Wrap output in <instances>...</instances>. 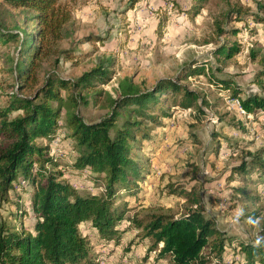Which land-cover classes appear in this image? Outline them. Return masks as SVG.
I'll return each instance as SVG.
<instances>
[{
  "label": "rangeland",
  "instance_id": "374dc122",
  "mask_svg": "<svg viewBox=\"0 0 264 264\" xmlns=\"http://www.w3.org/2000/svg\"><path fill=\"white\" fill-rule=\"evenodd\" d=\"M64 2L73 23L68 38L59 45L72 49L74 56L60 58L56 67L63 77L76 78L112 57L111 78L100 86L112 97L117 96L127 79L141 90L152 89L160 79H173L198 95L196 102L184 107L182 96L167 90L153 108L154 119L141 118V130L135 132L131 142L141 167L129 182L130 190L119 194L116 200L117 207L124 211L123 218L115 223L116 233L106 241L90 221L78 226L89 243L95 264H171L170 256L156 258L157 250H150V237L144 236L143 228L132 219L137 217L144 225L153 214L178 217L189 208L201 207L226 235L255 242L264 220V179H258L255 172L232 174V169L246 159L248 151L264 146V111L241 113L236 103V99L241 101L250 93L264 96V78L254 81L264 52V25L255 15L264 16V0H199L201 7L195 16L180 12L176 4L187 9L196 0ZM11 12L13 17L4 20L6 28H26L25 17L32 12ZM159 20L162 26L156 31ZM233 28L238 29L236 35L230 32ZM235 41L241 47L233 57L214 53L220 45ZM16 47L14 42L0 44V106L12 92L18 91L12 70ZM188 65L203 69L182 78ZM219 79L229 80V88H224ZM235 89L241 91L237 96ZM105 98L102 95L100 99L103 102ZM108 111L107 106L92 101L80 106L87 121H97ZM58 123L54 138L48 142L60 164L58 170L67 175L80 193L100 195L104 189L101 180L90 177L89 171L72 167L73 141L65 136L63 121ZM38 141L47 143V139ZM170 184L178 190L185 188L197 193L199 204L191 201L192 197L169 193ZM22 185L23 191L17 189L20 198L14 195L12 200L25 206L32 186L23 182ZM235 186L249 189V198L236 196L232 191ZM16 211L13 204H0L1 216L20 231V222L29 225L33 215L29 210L14 218L10 213ZM242 214L247 216L241 218ZM204 255V264L242 261V253L233 243L225 246L222 260L214 250L204 249Z\"/></svg>",
  "mask_w": 264,
  "mask_h": 264
},
{
  "label": "trees",
  "instance_id": "16d2710c",
  "mask_svg": "<svg viewBox=\"0 0 264 264\" xmlns=\"http://www.w3.org/2000/svg\"><path fill=\"white\" fill-rule=\"evenodd\" d=\"M64 1L0 0V44L17 43L12 70L18 88L0 106V204H13L17 211L10 214H14V218L29 210L33 215L32 223L26 226L21 221L20 231H17L0 214V264H95L89 243L78 226L90 221L100 238L106 241L116 233L115 223L124 214L116 200L119 194L130 190L129 182L141 167L131 144L135 132L141 130V118L154 119L153 108L167 90L181 95L184 107H190L198 100L194 91L173 79H160L152 89L145 90L127 79L120 85L117 96L112 97L100 89L111 78L112 57L105 58L76 78L63 77L56 67L60 58L74 56L72 49L59 45L68 38L69 26L73 23L71 11ZM198 2L196 0L187 9L177 4L176 8L195 16L201 7ZM15 9L32 14L25 17L26 28L17 27L12 31L6 28L4 20L11 19V10ZM255 18L264 25V16L257 14ZM161 26L159 20L156 31H160ZM230 32L236 35L238 29H230ZM240 47L235 41L220 45L214 53L231 58ZM259 63L255 82L264 78V52ZM202 69H192L188 65L182 78ZM218 82L229 88V80L219 79ZM240 92L235 89L234 95ZM102 95L106 96L103 102ZM90 101L107 106L109 111L97 121L85 120L80 106ZM240 104L246 113L258 109L264 111V96L250 93ZM60 120L66 127L65 136L73 141L75 160L72 167L89 171L90 177L94 175L95 179H100L104 187L100 195L80 193L67 175L58 170L60 164L48 142L54 138ZM38 139H47V143H40ZM246 154V159L244 157L233 167L232 174L255 172L258 179H264V146ZM22 182L32 186L25 206L12 200L14 195L18 197V188L24 190ZM168 188L169 193L200 202L197 193L185 188L178 190L174 184ZM232 191L236 196L249 198V189L245 186L232 187ZM132 221L143 228L144 236L150 237V250H157L156 258L170 256L171 264H204V249L214 250L222 260L225 246L232 243L242 253V261L235 264H264V220L258 231V246L226 235L201 207L189 208L178 217L153 214L144 225L137 217Z\"/></svg>",
  "mask_w": 264,
  "mask_h": 264
},
{
  "label": "built area",
  "instance_id": "2783aa9c",
  "mask_svg": "<svg viewBox=\"0 0 264 264\" xmlns=\"http://www.w3.org/2000/svg\"><path fill=\"white\" fill-rule=\"evenodd\" d=\"M236 103L239 105V110L241 113H245L246 111L242 108L240 101L238 99H236Z\"/></svg>",
  "mask_w": 264,
  "mask_h": 264
},
{
  "label": "clouds",
  "instance_id": "9594fccd",
  "mask_svg": "<svg viewBox=\"0 0 264 264\" xmlns=\"http://www.w3.org/2000/svg\"><path fill=\"white\" fill-rule=\"evenodd\" d=\"M254 243L258 246L260 244V239H257Z\"/></svg>",
  "mask_w": 264,
  "mask_h": 264
}]
</instances>
